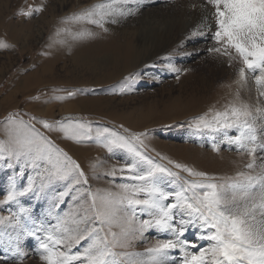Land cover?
I'll return each instance as SVG.
<instances>
[{
    "label": "rangeland",
    "instance_id": "rangeland-1",
    "mask_svg": "<svg viewBox=\"0 0 264 264\" xmlns=\"http://www.w3.org/2000/svg\"><path fill=\"white\" fill-rule=\"evenodd\" d=\"M101 2L0 0V42L7 45L0 48V143L7 139L8 118L23 120L67 153L84 173L80 178L73 171L67 179L49 183L42 169L32 168L23 159L0 157V217L19 214L22 223L27 220L31 226L32 221L43 222L51 228L58 218L79 211L77 206L87 207L89 193H115L121 184L137 183L127 179L126 165L136 163L141 171L148 165L125 149L110 152L104 146L105 138L97 136L103 129L129 139L133 134H146L141 137L143 145L137 147L156 164L182 177L179 181L161 178V187L169 192L179 190L184 180L201 179L174 168L169 160L218 180L245 171L251 160L246 151L229 143L228 137L236 136L237 129L212 132L193 126L196 118L207 114L211 120L215 112L232 105L247 104L254 115L255 108H264V96L257 91L254 74L247 73L246 81L241 82L238 59L230 61L208 51L216 46L212 6L206 0H134L126 6L131 14L110 17L103 28L65 23ZM21 9H31L32 13L21 16ZM170 30L176 36L170 44L155 38L156 32L165 38ZM81 31L91 35L73 39ZM131 44L138 60L121 75ZM95 60L109 64L92 69ZM41 122H47L51 129H45ZM77 124L91 128L90 138L77 141L61 130ZM256 126L264 139V116H257ZM214 144L218 151L213 150ZM9 191L24 194L7 201ZM179 218L177 213V221ZM144 219L151 217L138 213L136 226ZM187 228L183 236L151 228L143 236L137 233L127 249L116 251L139 253L147 261V249L157 239L185 241L189 253L210 245L211 241L199 238L202 233L198 226ZM112 231L119 233L120 229L113 227ZM0 232L5 234L0 238V264H43L35 238L21 233L25 254L18 259L13 254L15 243L9 247L7 240L9 236L14 239L20 229L4 226ZM196 236L198 241L190 239ZM87 243L82 241L72 251ZM193 243L196 248L190 246ZM169 257L167 264H183L184 252L176 248Z\"/></svg>",
    "mask_w": 264,
    "mask_h": 264
},
{
    "label": "snow or ice",
    "instance_id": "snow-or-ice-1",
    "mask_svg": "<svg viewBox=\"0 0 264 264\" xmlns=\"http://www.w3.org/2000/svg\"><path fill=\"white\" fill-rule=\"evenodd\" d=\"M132 2L134 0H102L65 23L103 28L108 18L131 14L132 10L126 6ZM206 3L214 9L216 25L213 34L216 46L208 51L226 56L230 61L238 59L240 81H246L247 73L254 74L257 91L264 96V0H206ZM31 13V9H21L18 14L30 16ZM85 35L91 33L81 31L73 39ZM6 46L0 42V48ZM255 113L257 115L247 104H241L215 112L211 120L207 114L196 118L193 126L197 130L237 129L236 136L228 137L229 143H235L237 150L246 151L251 160L245 165V171L226 180L209 177L169 160L174 168L201 178L198 181L184 180L179 190L173 192L161 187V178L174 177L179 181L182 177L156 164L137 147V144L143 145L141 137L146 134H133L129 139L108 129L98 131L97 136L105 138L104 146L110 152L114 148L125 149L137 157L138 162L148 165L142 171L137 169L136 163L126 165L127 179L137 183L121 184L120 191L115 193H89L87 207L77 206L79 211L58 218L57 224L51 228L43 222L32 221L31 226L27 220L22 223L19 214L0 217V229L4 226L20 229L14 239L9 236L8 246L15 243L13 254L22 259L25 253L20 245L21 233L35 238L43 264H167L169 252L176 248L184 252L183 264H264V139L258 135L256 126L257 116H264V108H255ZM41 123L45 129L52 127L47 122ZM61 130L68 138L77 141L90 138L91 133V128L83 124ZM5 134L7 139L0 143V157L16 161L23 159L32 168L42 169L49 183L65 180L73 171L80 178L84 177L79 164L23 120L9 117ZM213 150H219L215 144ZM79 182L77 179L76 183ZM83 182L86 184L87 179ZM27 190L30 191L31 186ZM23 194L9 191L6 199L11 201ZM138 213L151 219L140 220L137 227ZM177 213L180 214L178 221ZM188 225L198 226L202 233L199 238L211 241L210 245L200 248L197 253H189L185 241L157 239L156 244L147 249V261L139 253L116 251L127 249L137 233L143 236L148 229L183 236ZM113 227H118L119 233L112 231ZM3 235L0 232V238ZM85 240L88 243L82 249L72 251ZM190 246L197 247L195 243Z\"/></svg>",
    "mask_w": 264,
    "mask_h": 264
},
{
    "label": "bare ground",
    "instance_id": "bare-ground-1",
    "mask_svg": "<svg viewBox=\"0 0 264 264\" xmlns=\"http://www.w3.org/2000/svg\"><path fill=\"white\" fill-rule=\"evenodd\" d=\"M200 17V16H199ZM203 25V24H202ZM200 26V25H199ZM196 27V26H195ZM177 28V27H176ZM148 30V29H146ZM155 31V30H154ZM148 33H149V30H148ZM152 33V31H151ZM146 35V34H145ZM144 35V36H145ZM151 36H154V35H151ZM148 37L149 34H148ZM155 37V36H154ZM146 38V37H144ZM152 38V37H151ZM158 41H160L161 43H164V44H170L172 40H174L176 38L174 32L172 30H170V33L168 35L164 36L161 34V32H156V37H155ZM150 40V39H149ZM134 42V41H133ZM136 42V41H135ZM148 41H145L143 42V47H146V43ZM141 43V42H140ZM135 44V43H134ZM166 45V47H167ZM157 48H159V46H157ZM163 48V47H162ZM167 49V48H166ZM166 51V50H165ZM149 52V51H148ZM145 56V55H144ZM150 58V57H149ZM138 60V52L135 51V48H134V45L131 44V46L129 47V50H128V56H127V60L125 61V64H123V67L121 66L120 69L121 70V73L119 74H123L124 72L128 71L129 72V69L131 70V68H133V65H135V63L137 62ZM146 60V59H145ZM109 61V60H108ZM139 62V61H138ZM86 63V62H85ZM107 61H100V60H95L91 63L92 65V69H97L98 67H100V65H107ZM219 62H217L218 64ZM109 64V63H108ZM111 64V63H110ZM91 67V66H90ZM102 68V67H101ZM127 73V72H126ZM105 80V79H104ZM80 154V152H78ZM77 153V154H78ZM81 156V155H80ZM189 231V230H188ZM195 238V239H194ZM190 239L196 241L197 240V236L196 237H191ZM198 241V240H197Z\"/></svg>",
    "mask_w": 264,
    "mask_h": 264
}]
</instances>
